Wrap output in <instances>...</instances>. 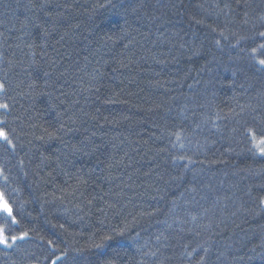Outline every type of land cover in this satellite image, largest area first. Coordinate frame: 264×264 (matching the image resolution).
Wrapping results in <instances>:
<instances>
[{
  "label": "trees",
  "instance_id": "1",
  "mask_svg": "<svg viewBox=\"0 0 264 264\" xmlns=\"http://www.w3.org/2000/svg\"><path fill=\"white\" fill-rule=\"evenodd\" d=\"M261 32L264 0H0V264H264Z\"/></svg>",
  "mask_w": 264,
  "mask_h": 264
},
{
  "label": "snow or ice",
  "instance_id": "2",
  "mask_svg": "<svg viewBox=\"0 0 264 264\" xmlns=\"http://www.w3.org/2000/svg\"><path fill=\"white\" fill-rule=\"evenodd\" d=\"M259 35L261 37H264V32L259 33ZM218 43H219V41H217V44ZM260 47L264 48V45H261ZM252 51L256 52V49L253 48ZM259 64L261 66H264V59H260L259 60ZM3 87H4V85L0 84V89H3ZM0 107H5L6 108L7 105H0ZM0 138H2L5 142H7V144H9V145L12 144V141L8 138V136L3 131H0ZM252 143H253L254 147H258L259 148L260 154L264 155V139H261L257 143L255 136H253L252 137ZM181 159H183V157H181ZM262 203H264V201H262ZM3 211L7 214L8 217L11 218V222L13 224L17 223L16 217L13 215V210L7 204L4 205ZM193 218L195 219V217H193ZM2 232H3V229L0 228V233H2ZM121 234H123V233H121ZM27 236H28V233L24 232L20 236H12L11 239H12V241H16L18 239H25ZM0 243H3V244H5L8 247L11 246L10 244H8V238L6 236L2 235V234H0ZM49 243H51V241H49ZM97 247H99V246H97ZM76 251H80V250L77 249ZM205 251H206V249H205ZM67 259H68L67 253H62V255L60 257H57L56 260L53 261V264H60V262L62 260H67ZM70 264H79V260L76 257H73L71 259V261H70Z\"/></svg>",
  "mask_w": 264,
  "mask_h": 264
},
{
  "label": "rangeland",
  "instance_id": "3",
  "mask_svg": "<svg viewBox=\"0 0 264 264\" xmlns=\"http://www.w3.org/2000/svg\"><path fill=\"white\" fill-rule=\"evenodd\" d=\"M0 131H1V130H0ZM0 139H2V138H0ZM4 205H5V201H4L3 197H2L1 194H0V212H3V211H1V210H3ZM1 234L4 235V232H2ZM4 236H5V235H4ZM11 240H12V239H11ZM1 244H3V243H1ZM4 245H5V244H4Z\"/></svg>",
  "mask_w": 264,
  "mask_h": 264
}]
</instances>
